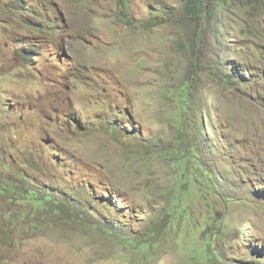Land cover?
<instances>
[{
	"label": "rangeland",
	"instance_id": "374dc122",
	"mask_svg": "<svg viewBox=\"0 0 264 264\" xmlns=\"http://www.w3.org/2000/svg\"><path fill=\"white\" fill-rule=\"evenodd\" d=\"M217 3L0 0V264H264V0Z\"/></svg>",
	"mask_w": 264,
	"mask_h": 264
},
{
	"label": "trees",
	"instance_id": "16d2710c",
	"mask_svg": "<svg viewBox=\"0 0 264 264\" xmlns=\"http://www.w3.org/2000/svg\"><path fill=\"white\" fill-rule=\"evenodd\" d=\"M212 1V8L211 10H208L209 8L205 6V0H186V11L194 17L201 16L203 14V11H210L211 15H214V10L217 8L219 3H217V0H211Z\"/></svg>",
	"mask_w": 264,
	"mask_h": 264
}]
</instances>
